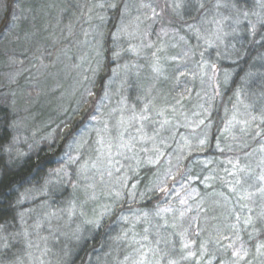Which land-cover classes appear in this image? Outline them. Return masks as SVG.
Listing matches in <instances>:
<instances>
[{
	"label": "rangeland",
	"instance_id": "obj_1",
	"mask_svg": "<svg viewBox=\"0 0 264 264\" xmlns=\"http://www.w3.org/2000/svg\"><path fill=\"white\" fill-rule=\"evenodd\" d=\"M29 1L37 5L29 7L16 0L8 10L10 16L0 21V99H6L13 111L11 136L4 153L13 161L20 160L35 143L51 138L58 125L66 123L61 131L68 128V118L80 115L89 105L94 110L96 104L99 113L82 123L76 144L68 149L69 163L58 165L33 192L22 193L19 203L27 206L16 210L17 219L0 226V264H70L90 227L101 220L102 214L125 200L128 206L135 202L134 177L141 166L165 165L160 179L165 184L164 179L173 173V158L192 154L209 141L208 104L201 105L200 99L182 103L186 91L180 92L176 102L169 94L168 84H160L168 80L163 77V61L169 56L170 60L186 58L190 65L185 62L183 67L192 70L190 75L195 74L199 83L211 82L208 89H213L217 98L218 65L232 61L245 43L247 19L252 22L250 35L264 21V2L213 0V6L208 3L204 9L209 10L200 11L197 25L185 28L193 39L191 49L181 44L186 42L185 37L170 26L173 19L168 24L163 18L172 12L179 19L181 8L186 10L185 14L191 11L192 0ZM120 1L121 19L113 32L116 45L121 47L120 40H126L133 55L147 56L149 71L144 77L136 72L121 77L120 71L133 67L124 63L117 75L114 73L106 80L99 96L92 86L91 71L97 70L103 60L101 35L105 32L106 17L102 11L107 5L114 9ZM100 21L105 23L102 27ZM178 45L180 50L169 55V47L174 49ZM193 57L195 62H191ZM252 66L257 72L248 75V80L245 78L248 98L238 95L222 116V126L215 131L216 152L225 150L228 154L223 158L225 167L221 168L226 174L209 171L207 179L211 181L205 180V186L211 185L214 178L225 185L228 181L224 189L231 194L225 195L224 189L217 188L200 198V189L191 184L195 178L190 185L181 178L174 180L172 186L166 187L167 182L151 207L139 210L132 205V211L116 222L109 249L93 264H184V259L177 255L181 251L175 246L170 227L164 231L162 226L164 222L172 225L177 230L178 246L191 248L190 232L192 227L197 229L194 211L202 210V205L210 211L205 222H212L216 230L227 228L236 232L226 239V244L233 246L232 252L221 254L217 264L243 263L251 251L250 246L240 242L238 226L252 230L264 220V192L260 191L264 182L255 179L264 175V125H259V121L264 122V55ZM131 81L134 91H125L124 86ZM72 100L75 102L68 116L63 117ZM102 103L105 108L100 107ZM251 141L255 145L249 153L240 149ZM236 147L237 153L233 150ZM206 160L204 166L208 165ZM61 181L71 183V189L80 188L84 200L63 201L61 195L53 203L52 191L60 189ZM125 188L127 197L123 195ZM152 216L166 221L150 229L151 236L145 228L144 235L136 237L134 225ZM123 252L126 254L119 258ZM253 256L247 264H264V240L256 241Z\"/></svg>",
	"mask_w": 264,
	"mask_h": 264
},
{
	"label": "trees",
	"instance_id": "obj_2",
	"mask_svg": "<svg viewBox=\"0 0 264 264\" xmlns=\"http://www.w3.org/2000/svg\"><path fill=\"white\" fill-rule=\"evenodd\" d=\"M15 1L16 0H0V3L2 4L0 9V21H2L6 15L8 17L10 16L8 10L13 7L12 3ZM18 1H20L22 5L26 4L29 7L37 5H32L29 0ZM121 1L119 4L117 3V6L114 9H110L108 7L109 5H107L108 8L106 7V9L104 8L105 11H102L105 13L104 15L107 22L106 20L104 22L106 24L102 21L98 22L99 27L101 24H105L103 26L105 32L103 35H101L103 60L101 61V64L97 70L91 71V75L92 78H94V83L92 84L93 89L95 88V90H97L99 96H102L106 80L111 78L114 73L117 75L118 68L123 66L124 63L132 64L133 67L131 69H123L120 71L119 75L121 77H130L135 72L138 73L140 77H144L146 76L147 71H149L147 56H142L140 58L138 55H133L131 49H129L130 43H128L126 40H120V43L122 44L121 47L119 44L118 47L116 45L113 32L117 22L121 19L119 14L120 12L118 11L120 9ZM256 1L252 0L253 4ZM261 2L263 3L264 0H261ZM208 3H211L212 6L214 5L213 0H192L189 2V4L192 5L191 11L185 14L186 10L184 11L183 8H181L179 19H177L174 16L175 14L172 12H170L171 15L169 13L165 14L163 20H165L168 24L171 21L170 19L174 20V18L180 22L176 23L174 22L175 20H172L170 26L176 29L178 35L180 34V36L185 37L186 42L181 43L182 45L184 44V47L187 46L192 49L193 45V39L188 37L186 33V26H194L195 24L197 25L198 21L201 19L200 11L209 10L207 8L204 9ZM250 22L251 21H248V19L247 22H245V43L241 45L238 53L232 57L233 60L230 62H221L218 65L219 72L217 74L218 77L216 81L218 82L219 95L217 94V98L214 96V90L211 89V91L208 89V87L212 84L211 82H209L208 85L199 83L195 78V74L190 75L193 73V71L183 67V65H186V58L185 60H170L169 56L165 59V61H163L166 68L164 72L166 76L163 77H167L168 80H164L160 84H168L169 94L174 100H176V102L178 97L181 95L180 92L186 91V98L183 99L182 103L189 102L190 100L200 99L201 105L208 104L207 108L210 110L208 119L211 122L209 141L203 147L195 148L192 154L184 155L182 158H173L172 163H175V166H173V173L168 178L166 177L164 179L165 184L163 181H160L163 176L164 168L166 167L165 165L160 164L159 167H148L145 165L141 166L137 170V174H135L134 177L135 185L132 192L134 193L135 202H133L131 206H128V200H125L123 201L122 205L117 207L113 205L110 211L102 214V217L100 218L101 220H98L90 227L91 229L89 235L86 236L84 241L77 249L76 255L74 258H72V262H70V264H93L94 260L96 261L102 252L105 253L109 249L112 242L110 236L114 231L116 222L125 214H128L132 211V205L135 206V208H139V210L148 209L151 207V203L154 201L157 202L160 192L162 188L165 187L167 182L168 185L166 187L172 186L174 184L173 182H175L174 180L181 178L183 183L186 182L187 185H190L192 179L195 178V181L191 184L196 185L200 189V198L203 194L209 193L214 189L216 190L217 188H226L225 186H227L228 181L225 185L219 180H215L216 178L212 180L211 185L205 186V183L208 182L207 174L209 171L211 174H214V172H218L219 174L223 173L224 175L226 174V171L221 172V168L225 167L226 160L223 158L228 156V154L224 152L225 150L216 152L215 131H217L220 126H222V116L228 113V111L231 109V106L234 105L237 96L241 95L245 98H248V84L245 82L248 80V75H254V73L257 72V69H255V67L252 65L256 63L257 59L264 55V21L260 23L258 29L254 33L252 32L253 34L251 35L250 28L252 27V22ZM179 50L180 49L178 45L175 46L174 49L169 47L167 52L170 55V53L175 54ZM1 54L2 53H0V56ZM195 58L193 57L191 62H195ZM212 58H214V56ZM215 60H217V58H215ZM260 67L263 70L262 63ZM223 74L227 75L228 78H225ZM242 78H244V80H242ZM245 78L247 79L245 80ZM134 88V83L131 81V83L125 85L123 89L125 91L133 92ZM82 96L83 95H80V98ZM78 101L79 100H76V102ZM74 102L68 105L66 109L67 112H65L63 117L68 116ZM104 104L105 103H102L100 107L102 106L103 108ZM91 108L93 107L89 105L87 110L84 109L82 111L80 114L81 116L78 115L79 117L76 115L69 117V121L67 122L68 128H66L64 131H61V127L63 128L66 123L58 125V128L55 130L51 138H44L43 141L35 143L31 151H28L25 155H23L20 160L13 161L4 153V148L8 145L11 136L10 121L13 116V111L6 99H0V226H6L8 223L14 221L15 217L17 219L18 214L16 213V210H21V207L25 208L27 206L26 204L19 203V198H21L22 193L26 191L33 192L42 184H44L45 180L51 176L50 174H52V170H54L58 165L61 166L63 164L66 165L69 163V161H67L69 156L68 149L70 145H72L73 148V146L76 144L74 141H77L79 138L80 127L82 123H87L93 114L97 115V113H99L95 110L96 104H94V110ZM87 113H90V117L85 121L86 115H88ZM58 117L55 118V121ZM60 119L61 117H59L58 120ZM52 125L53 124L50 126ZM259 125L262 128L264 122L259 121ZM262 133V135H264V132ZM173 145L170 147L175 149L176 146ZM254 145L255 141H251L247 144V147H242L240 149H246L249 153ZM72 148L70 147V150ZM223 149H227V147L224 146ZM237 149L239 150L238 147L234 148L233 150H236L237 153ZM176 158L179 161H177ZM205 159H207V166H204ZM246 162H248V159H246ZM216 167H218V170L220 171H214ZM247 167L248 166L245 165V168ZM205 180H207V182H205ZM210 181L211 179L208 183H210ZM71 186V183L65 184L61 181L60 189L57 188L52 191V202L56 204V202H58L61 198V195L64 196L63 201L66 199L69 201V199L74 198L77 203L82 202L85 195L81 189H76V187L71 189ZM223 194L230 195L231 193L224 189ZM123 195L126 197L129 195L126 188ZM225 199L226 196H224V200ZM259 200L261 199L259 198L258 201ZM236 214L238 215V213ZM208 215H210V211L206 209L204 205H202V210L194 211V217L197 220V225L195 226H197V229L195 230V228L192 227V231L190 230V240L192 244L191 248H180V246H178L179 243L176 233L177 230H175L172 225H167V223L164 222L166 220L162 221V218L159 216H152L148 219H142L137 222L133 228L137 234L136 237H141L144 235L145 228H147V230L149 229V231L146 230V234L151 236L150 229L154 228V226H158L157 224L159 222H164V225L162 226L163 230L166 231L170 227V230L175 238V246L181 251V253L177 255L181 259H184V264H209L213 257L215 258H213V262L211 264H217L216 260L222 256L221 254H229V252H232L231 248L233 246L231 247L230 245H227L226 243L229 240L226 241V239L232 236V234H236V232L233 233L227 228H219L216 230L214 226L212 227V222H205V218ZM238 227L241 229L240 242L250 246L251 252L245 256V260L242 263L247 264L248 260H251L250 256H253L254 245L256 244V241L258 239L264 240V220L254 225L252 230L244 229L242 224H240ZM171 232L170 234H172ZM211 239L213 242H211ZM120 243L124 244V241ZM233 244H236V240L233 241ZM124 254H126V252L120 253L119 258ZM250 262L253 263L254 261Z\"/></svg>",
	"mask_w": 264,
	"mask_h": 264
},
{
	"label": "snow or ice",
	"instance_id": "obj_3",
	"mask_svg": "<svg viewBox=\"0 0 264 264\" xmlns=\"http://www.w3.org/2000/svg\"><path fill=\"white\" fill-rule=\"evenodd\" d=\"M255 179L264 182V175H261L259 177H256ZM246 182H247V180H246ZM260 191L264 192V188H261Z\"/></svg>",
	"mask_w": 264,
	"mask_h": 264
}]
</instances>
